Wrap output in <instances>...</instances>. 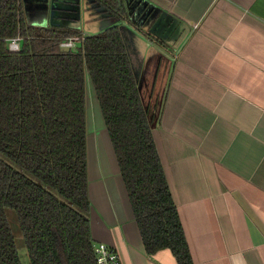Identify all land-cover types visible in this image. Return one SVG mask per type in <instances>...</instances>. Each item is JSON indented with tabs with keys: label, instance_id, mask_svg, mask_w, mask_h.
<instances>
[{
	"label": "crops",
	"instance_id": "crops-1",
	"mask_svg": "<svg viewBox=\"0 0 264 264\" xmlns=\"http://www.w3.org/2000/svg\"><path fill=\"white\" fill-rule=\"evenodd\" d=\"M145 1L167 16L153 30L85 0L100 12L88 27L124 24L148 42L132 41L131 58L193 264H264V0ZM76 9L57 8L58 22ZM106 138L87 139L93 243L121 264H177L167 248L145 252Z\"/></svg>",
	"mask_w": 264,
	"mask_h": 264
},
{
	"label": "trees",
	"instance_id": "trees-1",
	"mask_svg": "<svg viewBox=\"0 0 264 264\" xmlns=\"http://www.w3.org/2000/svg\"><path fill=\"white\" fill-rule=\"evenodd\" d=\"M28 3L0 0V264H21L7 208L16 214L30 264H96L87 80L145 252L167 248L177 264H193L119 25L83 36L56 15L51 23L50 11L46 24L28 22ZM92 3L112 19H128L123 0ZM70 36L83 39L61 48ZM14 37L21 38L16 51L8 47Z\"/></svg>",
	"mask_w": 264,
	"mask_h": 264
},
{
	"label": "rangeland",
	"instance_id": "rangeland-1",
	"mask_svg": "<svg viewBox=\"0 0 264 264\" xmlns=\"http://www.w3.org/2000/svg\"><path fill=\"white\" fill-rule=\"evenodd\" d=\"M29 3L25 6L28 8L29 13L27 14V20L31 23L46 24L48 21L50 5H54L58 8L66 7V1L68 0H27ZM50 1V2H49ZM33 4V6H31ZM80 9L82 7V0H80ZM77 5V4H76ZM76 5H68L67 8L76 9ZM49 7V8H48ZM96 8V7H95ZM95 8L91 10L94 12ZM49 9V10H48ZM71 11H66L70 13ZM96 12V11H95ZM72 13V12H71ZM99 14V13H97ZM110 21L103 20L99 23L101 26L108 25ZM106 27V26H103ZM84 24L82 23V10L80 12V24L77 28L82 31L83 36L88 35L84 29ZM87 139L89 144L100 145L103 141H107V133L102 119L101 112L98 108L97 100L95 98V93L91 86L89 80H87ZM6 217L10 225L13 238L16 245L17 254L21 264H30L27 250L23 241V237L18 225L16 214L11 209H5Z\"/></svg>",
	"mask_w": 264,
	"mask_h": 264
},
{
	"label": "water",
	"instance_id": "water-1",
	"mask_svg": "<svg viewBox=\"0 0 264 264\" xmlns=\"http://www.w3.org/2000/svg\"><path fill=\"white\" fill-rule=\"evenodd\" d=\"M77 3V9L75 10L76 15L73 17V20H69L72 18L68 14L61 15V24L62 26H69L78 28L80 24V12L82 10V23L84 24V30L88 33H95L98 30H92L88 26L92 23L91 21L95 19L97 16L98 11H91L88 8V5L85 3V0H82V7L80 9V0L76 1ZM123 4L127 10V13L129 15V18L127 19L131 24H135L138 28L143 30L144 32L148 30H153L154 28L161 23L162 20L167 17L164 12H160L159 9L156 7L146 3L145 0H123ZM58 7L54 5H50V21L53 23V18L56 15V10ZM92 9V8H91ZM94 16V17H93ZM138 18V19H137ZM29 22V21H28ZM58 24V22H57ZM120 33L123 39V42L125 44V48L127 50V54L130 59L131 68L135 77L136 82L138 83L137 88L138 91H140V72L138 69L135 68V65L132 62V50H131V43L132 41H140L141 43L147 44L145 40H143L140 36L137 35L136 32H134L130 27L127 25L121 24L119 25ZM142 54V53H141ZM142 100V99H141Z\"/></svg>",
	"mask_w": 264,
	"mask_h": 264
},
{
	"label": "built area",
	"instance_id": "built-area-1",
	"mask_svg": "<svg viewBox=\"0 0 264 264\" xmlns=\"http://www.w3.org/2000/svg\"><path fill=\"white\" fill-rule=\"evenodd\" d=\"M83 37L80 36H70L65 38L59 43V46L63 49H73L75 48ZM20 37H14L8 40V47L12 51H16L20 47ZM93 253L96 264H121L119 255L114 247L97 242L93 243Z\"/></svg>",
	"mask_w": 264,
	"mask_h": 264
},
{
	"label": "flooded vegetation",
	"instance_id": "flooded-vegetation-1",
	"mask_svg": "<svg viewBox=\"0 0 264 264\" xmlns=\"http://www.w3.org/2000/svg\"><path fill=\"white\" fill-rule=\"evenodd\" d=\"M66 2H67V1H66ZM65 5H67V6H68V4H67V3H65ZM67 6H66V7L64 6V7H63V9H67ZM48 8H49V7H48ZM48 10H49V9H48Z\"/></svg>",
	"mask_w": 264,
	"mask_h": 264
}]
</instances>
